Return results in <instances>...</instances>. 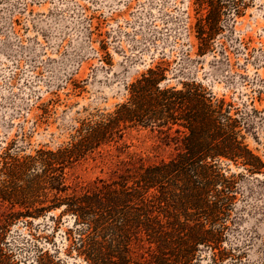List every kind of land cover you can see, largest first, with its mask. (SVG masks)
Wrapping results in <instances>:
<instances>
[{"label":"rangeland","instance_id":"1","mask_svg":"<svg viewBox=\"0 0 264 264\" xmlns=\"http://www.w3.org/2000/svg\"><path fill=\"white\" fill-rule=\"evenodd\" d=\"M150 68L162 73L160 86L194 82L230 104L245 144L264 162V0H0V264H86L72 249L81 229L74 218L60 208L19 216L24 209L6 199L15 182L2 168L66 145L74 126L125 103ZM161 138L129 128L118 150L67 169L66 184L106 179L128 155L166 158L174 146ZM221 167L241 176L226 256L214 263L201 249L194 264H264V173ZM133 257L150 260L139 247Z\"/></svg>","mask_w":264,"mask_h":264},{"label":"trees","instance_id":"2","mask_svg":"<svg viewBox=\"0 0 264 264\" xmlns=\"http://www.w3.org/2000/svg\"><path fill=\"white\" fill-rule=\"evenodd\" d=\"M161 79L158 69H148L130 84L125 103L74 126L66 145L16 156L2 168L15 182L6 199L24 209L19 216L60 208V215L74 218L81 229L72 249L86 264H194L201 249L212 252V262L222 260L225 222L241 176L227 175L221 164L228 161L249 175L264 173L230 104L201 84L177 89L160 86ZM134 127L156 131L165 147L174 146L173 153L157 160L128 155L106 179L97 177L78 189L66 184L67 169L118 150L125 130ZM135 247L150 260L136 262Z\"/></svg>","mask_w":264,"mask_h":264}]
</instances>
